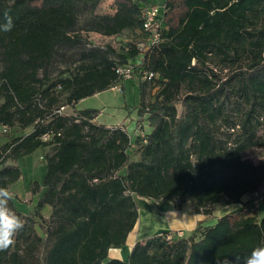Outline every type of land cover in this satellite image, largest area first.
<instances>
[{"label": "trees", "instance_id": "1", "mask_svg": "<svg viewBox=\"0 0 264 264\" xmlns=\"http://www.w3.org/2000/svg\"><path fill=\"white\" fill-rule=\"evenodd\" d=\"M100 1L0 0V23L5 11L14 23L0 31V126L32 128L0 146V187L9 190L21 176L8 159L46 149L43 181L30 184L34 211L9 201L24 226L0 251V264H217L225 255L243 264L264 245V214L250 202L187 237L162 232L137 242L127 261L108 252L124 246L136 223L135 196L207 214L264 188V164L244 161L250 148L264 146L257 140L264 0H163L161 41L142 50L149 0H113V13L99 15ZM81 33L115 43L82 44ZM118 65L132 66L141 81L136 111L137 126L145 116L150 127L145 143L130 142L123 126L95 123L96 109L75 110L80 100L123 86ZM146 73L154 77L142 79Z\"/></svg>", "mask_w": 264, "mask_h": 264}, {"label": "rangeland", "instance_id": "2", "mask_svg": "<svg viewBox=\"0 0 264 264\" xmlns=\"http://www.w3.org/2000/svg\"><path fill=\"white\" fill-rule=\"evenodd\" d=\"M113 0H101L95 14H112L114 7L112 6ZM156 5L160 12L163 11L162 0H149V6ZM88 15L80 17L79 24H83V20ZM82 35V44H88L89 46L100 47L113 42V38H103L102 36L95 33H81ZM115 41V40H114ZM56 74L54 70L52 72ZM229 72L224 71L221 73V76L224 78ZM133 80V81H132ZM141 83L139 77L134 75L131 79L124 82L123 86L119 85V89H108L101 93L95 94L93 96L84 98L80 100L76 108L77 110L81 109H96L99 111L97 115V122L102 124H120L123 123L126 129L127 134L131 139H133L134 130L137 127L138 114L136 111V106L139 102V84ZM154 90H149L148 99L152 95ZM180 107H178L179 109ZM73 109L70 107L66 109V113L72 112ZM235 119V117H234ZM140 122H143L142 125L146 133L150 132V127L144 118ZM122 124V126H123ZM32 131V128H27L25 130H20L14 128L8 133L0 134V146L11 141L12 139L20 136H24ZM258 142L264 141V129L260 128L257 132ZM46 149L36 150L30 155L24 156L16 161L8 159L5 162L7 166H18L21 172L19 180L14 183L10 188L9 192L12 194L14 199L15 206L17 209L23 213H32L35 208V202L38 199V196H32L30 193V184L32 182L42 183L46 167L41 160V156L45 153ZM244 161L249 165L264 164V146H257L250 148L245 155ZM143 203H147L146 200L141 197L136 198V204L139 207L146 221L147 215H153V212H145ZM244 204V203H243ZM231 205L227 206L223 202L215 204L214 206L208 207V217H211L212 214L221 215L231 210ZM49 208L45 207L42 211V214H48ZM260 213H264V206L261 207ZM154 217V216H153ZM158 225L160 226L159 219L156 218ZM162 227V226H160ZM37 232L41 234L40 228L36 226ZM183 234V233H182ZM184 236V235H183Z\"/></svg>", "mask_w": 264, "mask_h": 264}, {"label": "crops", "instance_id": "3", "mask_svg": "<svg viewBox=\"0 0 264 264\" xmlns=\"http://www.w3.org/2000/svg\"><path fill=\"white\" fill-rule=\"evenodd\" d=\"M162 4H163V0H162ZM103 38L107 39V37H103ZM112 43H115V42H112ZM113 46L116 47L117 44H113ZM137 61H139V59H137ZM76 105H75V110H77ZM96 118L94 119V122L97 124H102V123L97 122ZM144 118L145 116H143L141 119L143 120ZM122 124L123 123L110 124V125L103 124V125H105L106 127H114V126H122ZM123 127L125 128L124 124H123ZM134 139H135V130L133 133V139L130 138V142H133ZM131 146H133V143H131ZM136 198L138 197L137 196L134 197L135 204H136ZM249 198H250L249 195H246L242 198L241 204H232L231 205L232 208L230 211L224 214H221V215L212 214L211 217H208V214L195 213L192 210V207L190 205H187L182 209H176L171 202L155 201L151 199L142 198L147 201V203H143L144 208H146L145 212H148V211L153 212V215L151 216L150 214L149 216L147 215V219L145 221L144 217H142V214H141V212L143 211H140L139 207L136 204L138 218L136 220V223L133 229L128 233L126 242L123 247L111 248L109 250L108 259H117L120 261H127L135 243L144 242L146 239L150 238L151 236L155 234H161L162 232L176 233L180 231L184 235L182 237H187L199 225H202V226L213 225L221 216L237 208L242 207L243 203L249 200ZM227 206H230V205H227ZM262 206H264V204L260 206V209ZM48 208H49V213L45 215L42 214L44 218H48L50 215L51 210H50V207ZM260 209H259V212H260ZM260 214H264V213H260ZM156 218L159 219L160 226L162 227L158 225Z\"/></svg>", "mask_w": 264, "mask_h": 264}, {"label": "built area", "instance_id": "4", "mask_svg": "<svg viewBox=\"0 0 264 264\" xmlns=\"http://www.w3.org/2000/svg\"><path fill=\"white\" fill-rule=\"evenodd\" d=\"M164 9V7H163ZM162 12L159 11L156 5L147 6L143 12V23L142 29L147 34L148 44H140V49H145L147 46L158 44L161 41V30H162ZM115 73L117 77L123 82L131 79L134 76V69L130 65H118L115 67ZM154 77L152 73H146L142 76L144 80H151ZM112 89H119V85L114 86ZM66 109L60 108L57 113L62 114ZM10 129L7 126H0V134L8 133ZM135 137H139L142 143L146 142V132L144 130L143 125H138L135 129ZM49 135H43L42 139L47 141L49 140ZM0 158V162H1ZM249 200L246 202H250L251 207L254 210L260 209V206L264 204V188L261 190L254 192L249 195ZM244 202V203H246ZM178 237H182V232H177ZM169 238V236L167 237Z\"/></svg>", "mask_w": 264, "mask_h": 264}, {"label": "clouds", "instance_id": "5", "mask_svg": "<svg viewBox=\"0 0 264 264\" xmlns=\"http://www.w3.org/2000/svg\"><path fill=\"white\" fill-rule=\"evenodd\" d=\"M3 23L0 31L8 32L14 27L13 19L7 11L3 13ZM12 194L6 187H0V251L9 249L15 243L16 234L23 228L24 221L9 207ZM240 257L236 264H240ZM217 264H234L228 255L219 257ZM243 264H264V245L255 247L249 255L243 257Z\"/></svg>", "mask_w": 264, "mask_h": 264}]
</instances>
